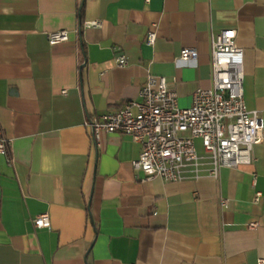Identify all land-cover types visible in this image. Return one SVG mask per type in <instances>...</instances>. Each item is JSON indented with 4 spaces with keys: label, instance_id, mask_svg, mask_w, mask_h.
<instances>
[{
    "label": "crops",
    "instance_id": "obj_1",
    "mask_svg": "<svg viewBox=\"0 0 264 264\" xmlns=\"http://www.w3.org/2000/svg\"><path fill=\"white\" fill-rule=\"evenodd\" d=\"M92 20L102 25L84 27ZM228 28L244 49L246 103L264 118V0H0V129L10 143L0 153V264L264 257V136L252 163L165 181L134 168L142 144L130 134L96 140L88 123L140 99L150 74L166 76L189 107L212 85V35ZM59 29L70 39L50 44ZM184 47L198 58L178 61ZM43 212L50 229L33 223Z\"/></svg>",
    "mask_w": 264,
    "mask_h": 264
},
{
    "label": "built area",
    "instance_id": "obj_2",
    "mask_svg": "<svg viewBox=\"0 0 264 264\" xmlns=\"http://www.w3.org/2000/svg\"><path fill=\"white\" fill-rule=\"evenodd\" d=\"M101 25L100 20L84 23L86 28ZM70 35L71 31L59 29L49 32L48 40L58 44L68 41ZM156 39L157 31L152 29L146 42L153 45ZM198 55L197 48L184 47L177 60H196ZM116 61L121 66L128 63L124 54L118 55ZM211 68L212 85L198 88L189 107L180 106L179 94L166 76L150 74L140 99L90 118L94 139L103 132L130 134L142 144L140 157L133 165L146 179L160 176L165 181H182L188 177L187 172L199 177L203 169L218 177L224 167L252 163L254 146L264 136V118L245 100L244 49L238 43L236 29L212 35ZM9 144L0 129V153L9 155ZM205 164H210L209 168ZM261 195L257 191L256 202ZM227 203L228 199H224L223 205ZM33 223L39 229H50L52 224L47 212L35 216ZM249 225L258 227L259 222ZM256 264H264V257Z\"/></svg>",
    "mask_w": 264,
    "mask_h": 264
}]
</instances>
